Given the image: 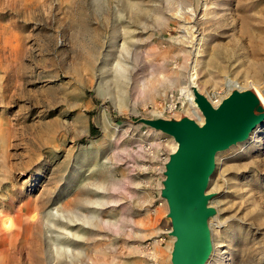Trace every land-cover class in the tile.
Wrapping results in <instances>:
<instances>
[{
  "label": "rangeland",
  "instance_id": "obj_1",
  "mask_svg": "<svg viewBox=\"0 0 264 264\" xmlns=\"http://www.w3.org/2000/svg\"><path fill=\"white\" fill-rule=\"evenodd\" d=\"M195 58L215 103L264 88V0H0V264H169L175 141L136 119L179 116ZM259 130L215 156L208 264H264Z\"/></svg>",
  "mask_w": 264,
  "mask_h": 264
},
{
  "label": "water",
  "instance_id": "obj_2",
  "mask_svg": "<svg viewBox=\"0 0 264 264\" xmlns=\"http://www.w3.org/2000/svg\"><path fill=\"white\" fill-rule=\"evenodd\" d=\"M202 120L175 117H138L137 122L170 135L176 142L163 162L159 195L164 198L172 236L169 264H204L211 250L207 218L214 212L205 189L214 168L215 152L245 138L264 116L251 87L230 89L215 105L193 91Z\"/></svg>",
  "mask_w": 264,
  "mask_h": 264
},
{
  "label": "bare ground",
  "instance_id": "obj_3",
  "mask_svg": "<svg viewBox=\"0 0 264 264\" xmlns=\"http://www.w3.org/2000/svg\"><path fill=\"white\" fill-rule=\"evenodd\" d=\"M196 63H197V60L195 58L194 62H193L192 69H191L193 71V73L189 76V79H188V82L186 83V86H184L183 88H181L179 90H180V96L182 97V100L184 101L183 102L184 103V108H183L182 113L185 114V115L194 114L196 116L197 121L200 122L202 120V115H201V113H200V111H199V109H198V107H197V105L195 103L194 95H193V91H197V92L202 93V90L199 87V84L195 81V78H194V74H195L194 72H195ZM225 83H226V87H227V89L229 91H230V89H243V88H246V87H251L255 91V93L257 94V96H258V98H259V100H260V102H261V104H262V106L264 108V88L261 87L260 85H257L256 83H254L251 80L250 81L243 80V81H240V82H234V81H231L230 79H228ZM145 94H146V92H145ZM206 98L213 105H215V104H217L219 102L218 101V102L215 103V102L211 101L208 97H206ZM151 112L153 114H160L161 113L160 109H154V107H153V110ZM263 124H264V116L255 123V125L249 130V132H248V134H247V136L245 138H243V139H241L239 141H236L235 142L236 144L235 143H233V144L238 145V146L247 144L250 141V139H254L256 137V135H257L256 133L258 132V130L261 128V126ZM175 145H176V142L174 143V146L171 147L172 150L174 149ZM221 152H222L221 150L216 151L215 152V156L218 153H221ZM215 159L216 158L214 157V160ZM208 203L210 204V202H208ZM216 222H217V214H216V211L214 209V212L207 218V225L209 227L210 237H211V250H210V253H209L208 257L206 258L204 264H208L210 258L213 255H215L214 254L215 253V245H214V239L212 237L213 233H211V232H212L213 226L216 224ZM2 238L6 239V236L3 235ZM48 240H51V238L48 237Z\"/></svg>",
  "mask_w": 264,
  "mask_h": 264
}]
</instances>
